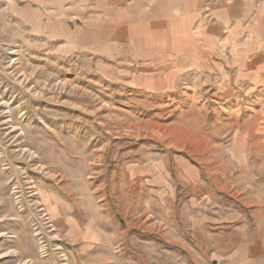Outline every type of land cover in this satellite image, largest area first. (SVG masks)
<instances>
[{"label": "rangeland", "instance_id": "1", "mask_svg": "<svg viewBox=\"0 0 264 264\" xmlns=\"http://www.w3.org/2000/svg\"><path fill=\"white\" fill-rule=\"evenodd\" d=\"M227 1L107 21L121 49L94 53L84 19L34 27L27 2L0 0V264H241L264 249L261 5Z\"/></svg>", "mask_w": 264, "mask_h": 264}, {"label": "crops", "instance_id": "2", "mask_svg": "<svg viewBox=\"0 0 264 264\" xmlns=\"http://www.w3.org/2000/svg\"><path fill=\"white\" fill-rule=\"evenodd\" d=\"M18 2H27L25 9H29L32 13L34 27L39 22H46L51 25L53 21L62 25H66L67 21L75 18L84 19V29L81 30V40L88 43L87 48L93 50L101 49L106 46H113L115 48L121 49L120 37H109L110 32H104L105 26H107V21L113 20L114 25L118 27L121 24V17H126L130 19L131 23H136V18L144 17L141 23H149L148 25H155L165 21L168 17L176 16L180 18H199V13L203 6H207V2L213 0H13ZM226 1V0H225ZM229 1V0H228ZM226 2L227 7H231L229 2ZM239 3L242 10V14L245 13L246 16L252 14L254 10V3L257 2L261 7L257 11L256 19L252 20L251 26L255 28L252 33H262V27L264 31V0H235ZM203 3V4H202ZM24 9V10H25ZM27 17V15H25ZM44 18L48 20L44 21ZM55 18V19H53ZM152 18H157L153 20ZM160 18V20L158 19ZM147 19V20H146ZM48 21V22H47ZM105 23V24H104ZM113 25V26H114ZM111 26V25H110ZM249 27V26H248ZM186 27H184L185 29ZM115 29V27L113 28ZM188 30L193 28H186ZM185 29V30H186ZM53 29H49L52 32ZM249 30V28H248ZM95 31V32H94ZM99 32V33H97ZM130 32V30H129ZM112 33V32H111ZM101 34H104L101 35ZM106 35V36H105ZM256 37L257 42H261L264 45V37L258 34L252 35ZM54 36L50 35V38ZM56 38V37H55ZM107 42V43H106ZM109 43V44H108ZM69 41L67 40L64 46H68ZM111 46V47H112ZM100 54V53H99ZM117 54H120L119 52ZM118 57L120 55H117ZM137 55H135L136 58ZM235 231H230L224 234H220L219 237L224 236L226 239H231L235 234ZM223 238V237H221ZM224 240V239H223ZM232 240V239H231ZM233 255L238 252L233 249ZM264 252V249L254 247L244 248L240 251L242 259L241 264H253L254 257L256 254Z\"/></svg>", "mask_w": 264, "mask_h": 264}]
</instances>
